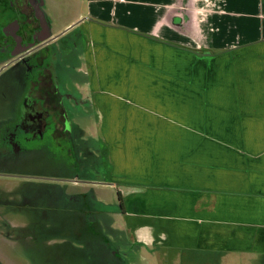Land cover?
<instances>
[{
    "label": "crops",
    "instance_id": "0c3cea01",
    "mask_svg": "<svg viewBox=\"0 0 264 264\" xmlns=\"http://www.w3.org/2000/svg\"><path fill=\"white\" fill-rule=\"evenodd\" d=\"M84 3L53 34L82 20L80 69L129 236L144 213L172 227L161 240L264 256V0Z\"/></svg>",
    "mask_w": 264,
    "mask_h": 264
},
{
    "label": "rangeland",
    "instance_id": "374dc122",
    "mask_svg": "<svg viewBox=\"0 0 264 264\" xmlns=\"http://www.w3.org/2000/svg\"><path fill=\"white\" fill-rule=\"evenodd\" d=\"M44 10L52 20L54 28L62 27L70 21L80 9L85 8L84 0H43ZM59 4L64 12L57 14ZM58 15L57 19L54 18ZM60 15V16H59ZM65 17V18H64ZM50 22V20H49ZM76 30L72 29L64 35V42L72 39ZM64 59L55 64L58 88L64 97L66 109L76 125L75 144L79 152L77 161L64 154L52 142L41 145L39 151L20 159H9L0 165V169L11 173L16 178H0V189L5 187L6 198L15 193L29 194L36 199H42L43 189L38 178L73 177L85 179V219L81 223L76 218L77 213L50 206L48 201H38L36 207L18 206L22 198L14 197L16 202L0 203V217L6 215L18 222L28 223L27 218L34 222V230L40 231V239L33 237H17L14 232L12 239L0 238V264H264V256L248 255L242 260L234 254L203 253L184 246L177 235L162 239L161 233L172 232V227L163 225L159 219L153 220L144 213L136 216L138 220L132 228V235L147 226L154 232L153 244H135L136 239L129 236L130 228L124 215L126 206L120 199V190L111 182L114 179L110 160L102 153L100 144L97 113L92 108L90 91L87 87L84 72L81 71L82 60L74 51H67ZM86 76V75H85ZM18 67L14 66L0 75V111L3 110V98L8 95L7 102L18 103L22 98ZM70 95V98H68ZM40 143H36L39 145ZM82 151L83 154H82ZM12 157V156H10ZM16 175V176H15ZM89 182V183H88ZM91 183H109L111 185H92ZM125 191V190H124ZM128 202V193H125ZM0 197L2 194L0 192ZM26 198H29L26 197ZM24 205V204H23ZM130 208L129 202L126 204ZM129 206V207H128ZM20 207V208H19ZM64 212H68L64 216ZM48 217L45 218V214ZM40 217H39V216ZM54 215H59L53 217ZM5 224L0 221V230H5ZM3 230V231H4ZM147 230V229H146ZM143 228V232H145ZM45 232V233H44ZM136 235V234H135Z\"/></svg>",
    "mask_w": 264,
    "mask_h": 264
},
{
    "label": "flooded vegetation",
    "instance_id": "af4514ba",
    "mask_svg": "<svg viewBox=\"0 0 264 264\" xmlns=\"http://www.w3.org/2000/svg\"><path fill=\"white\" fill-rule=\"evenodd\" d=\"M52 20L44 10L43 0H0V75L17 66L19 82L23 90L22 98L18 103H12V106L10 102L5 104L8 95L5 96L6 99L3 98L5 102L2 101L1 166L9 159L32 155L40 150L41 145L50 142L56 143L59 150L64 151L65 155L80 165L79 152L74 139L76 125L66 109L65 99L58 88L55 64L64 59L68 50L74 51V54H78L81 59L83 41L80 36L75 35L64 42L63 35L48 42L56 36L53 34L55 28ZM36 143L40 144L36 145ZM16 177L0 169V178L23 179ZM34 180L41 182L42 199L32 197V190L29 191L30 195L15 193L9 199L6 198L7 188L3 187L0 189L2 194L0 203L7 204L10 201L15 203L14 197H18L19 201L22 196L20 199L22 204L18 206L34 207L36 204L37 207L40 205L38 201L42 203L48 201L50 206L57 209L56 211L61 208L71 211L70 213H77L76 218L83 224L86 218L92 219L90 215L85 216V179L74 175L44 179L36 177ZM28 196L29 198H26ZM68 212H64L62 216ZM44 216L47 219L49 217L47 213ZM57 216L59 215L53 217ZM31 218H27L29 224L20 223L2 214L0 221L6 228L3 229L4 231L0 230V238L12 239L16 231L17 237L40 239V231L34 230V222L30 220Z\"/></svg>",
    "mask_w": 264,
    "mask_h": 264
},
{
    "label": "water",
    "instance_id": "95a60500",
    "mask_svg": "<svg viewBox=\"0 0 264 264\" xmlns=\"http://www.w3.org/2000/svg\"><path fill=\"white\" fill-rule=\"evenodd\" d=\"M82 22V20H79L78 22L72 24L71 26H69L67 29H65L63 32H61L60 34L54 36L51 38V40H49L48 42L50 41H54L56 39H58L59 37L65 35L66 33H68L69 31H71L72 29H74L76 26H78L80 23ZM95 184H99V185H111L109 183H95Z\"/></svg>",
    "mask_w": 264,
    "mask_h": 264
}]
</instances>
